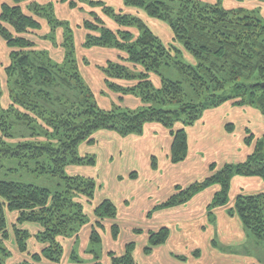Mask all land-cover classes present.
I'll list each match as a JSON object with an SVG mask.
<instances>
[{
	"label": "trees",
	"instance_id": "1",
	"mask_svg": "<svg viewBox=\"0 0 264 264\" xmlns=\"http://www.w3.org/2000/svg\"><path fill=\"white\" fill-rule=\"evenodd\" d=\"M237 1L240 5L228 7L222 0H60L72 10L88 9V19L76 27L58 17L54 0L2 4L0 36L9 60L0 67L9 81V105L2 103L0 84V172L7 175L0 176V264H104L94 246L103 243L109 228L114 240L120 239L118 207L110 198L96 202L95 178L67 170L94 165L96 158L80 150L93 143L95 133L108 130L128 137L143 134L151 122L162 124L173 136L171 160L178 163L188 156L186 128L208 108L234 100L239 106L256 105L264 114V17L244 6L245 0ZM42 20L49 27L43 38L64 52L61 61L51 49H38L33 36L43 30ZM78 29L85 33L81 42ZM101 49L118 56L92 59ZM80 61L97 65L102 97L115 92L122 103L131 95L141 105L102 108ZM164 67L177 69L189 90L184 81L162 74ZM59 88L74 94L61 95ZM210 169L209 177L177 186L154 210L186 204L217 185L207 208L209 221L214 220L213 209L230 203L235 176L264 180V141L243 162ZM24 172L53 178L56 184L49 188L10 177ZM228 209L248 234L264 242V191L240 193ZM86 227L91 229L87 257L79 247ZM148 235L144 251L150 254L166 243L170 228ZM135 247L132 241L121 253L110 250V264H138Z\"/></svg>",
	"mask_w": 264,
	"mask_h": 264
},
{
	"label": "crops",
	"instance_id": "2",
	"mask_svg": "<svg viewBox=\"0 0 264 264\" xmlns=\"http://www.w3.org/2000/svg\"><path fill=\"white\" fill-rule=\"evenodd\" d=\"M54 1L58 17L68 19L72 24L76 12L85 13V11L80 12L79 9L72 10L60 0ZM207 1L214 3L216 0ZM226 1L229 3L228 7L240 5L237 0ZM254 1H262L264 12V0ZM5 2H12V0H0V10ZM246 2L244 6L247 7ZM80 23L78 22L77 25ZM84 36L85 33L82 32L80 42ZM7 49L5 41L0 36V66L9 60ZM97 54L90 56L98 61L103 60V55L105 61L109 57L118 56L113 50L106 49L98 50ZM95 68L90 70H88L89 67L84 68L82 72L93 88L103 81L101 73L97 67ZM108 94L117 95L115 92ZM125 99L132 101L129 104L132 105L131 107L138 108L141 105L140 100L131 95H127ZM186 131L189 142L188 156L178 163H173L171 160L173 136L162 124L151 122L146 125L143 134L128 137H122L108 130L101 132L100 135L103 134L110 141L107 144L110 148L107 152L105 173L112 182L104 186L100 180L98 181L101 194L97 190L96 202L110 198L118 207L119 216L116 221H119L122 219L121 210L127 211L130 215L133 214L132 206L135 204L133 199L139 196V200L145 203L139 214L151 217L149 219L154 224V230L149 231L166 226L170 228V237L166 243L156 246L150 254L144 251L149 242V231L136 234L133 232L134 227L132 228V237H134L132 241L136 240L135 257L138 259V264H243L237 262V257L232 252L245 243L249 234L244 231L243 224L236 215H229L227 208L233 205L236 196L240 193L264 191L262 178L235 176L231 185L232 202L227 206L215 208L214 221H209L207 208L220 189L217 185L199 192L186 204L158 210L154 208L173 195L177 186L187 187L189 184L209 177L212 164L221 167L225 164L240 163L252 155L257 143L264 140V114L256 105L239 106L234 100H229L218 107L208 108L194 125L186 128ZM153 159L155 165L152 163ZM112 165L116 169L112 170L110 168ZM131 173H134L133 178H130ZM109 229L105 231L106 234ZM90 230V227H86L84 236L82 235L80 239H86L89 242ZM218 234L221 235V240H216ZM140 237H143V241L139 246L138 238ZM119 240L121 235L116 242ZM81 243L83 244V241ZM81 251L86 257L85 247L82 246ZM17 256L18 261L22 255L18 253ZM108 264H110L109 260Z\"/></svg>",
	"mask_w": 264,
	"mask_h": 264
},
{
	"label": "rangeland",
	"instance_id": "3",
	"mask_svg": "<svg viewBox=\"0 0 264 264\" xmlns=\"http://www.w3.org/2000/svg\"><path fill=\"white\" fill-rule=\"evenodd\" d=\"M246 1L247 0H245V2ZM261 2L262 1L256 2L254 0L253 1L252 0L251 1L248 0V3L247 2L246 3L248 5L247 8L249 7V8H252L254 10H259L260 13L262 14V16L264 17V12L262 10L263 6H262ZM222 3H224V6L225 5H227V6L229 5V3L226 0H222ZM80 9H81L80 12L81 11L83 12V9L82 8H80ZM86 11H88V9L85 10L84 14L76 12V14L74 16V22H73V26L74 27L77 25L78 22H81V24H82L84 19H88L89 15L86 14ZM43 24H44L43 30L40 31V32H37V36L36 35L33 36L34 40L38 44V49H44V48L45 49L46 48L47 49H51V55L53 54V56L55 58H57L59 61H61L63 59L62 53H64V52L54 49L53 46L51 45V42H48L47 39L43 38V36L45 35V33L49 29L48 26H45V24H47V22L43 21ZM58 31H57V33L60 34V36H63L62 30H58ZM75 32L78 35V37H79L78 41L80 42V38H81V33L82 32H80L79 30H77ZM61 41H62V37H61ZM8 50L9 49H7V53H8ZM97 55L100 56L99 54H97ZM102 58H103V60L101 62H105L104 55H103ZM80 63H81V67L83 69L84 68L88 69V67H89L88 70H90V68L91 69H96L95 67H97V65L96 66L95 65H90V66L87 65L88 66L87 67L86 65H84V63L82 61H80ZM2 64H4V63H2ZM82 72H83V70H82ZM84 74H85V72H84ZM162 74H164L166 77H168L170 79H173V80H176V81H184V76L182 74H180L179 71L177 69H175L174 67H170V68L164 67L162 69ZM84 77H86V80H87V76L84 75ZM8 82L9 81H7L5 70L3 69V67L2 68L0 67V84H1V87H2V92L4 93V96H3V99H2V101H3L2 103L5 106L9 105L8 104L9 103V93H8V88H7L8 85H9ZM184 85H185L186 89L189 90V86L187 84H185V81H184ZM100 87H101V84L100 85L96 84L94 86V89H96V93L98 94V98L97 99L99 100L100 106L102 108L105 107V108L110 109L112 106L115 105V103L116 104L119 103L120 105H124V106H130V107L132 106V105H129L132 101L126 100L125 98H124V100L121 103V100L119 99L120 97H119L118 94L114 95V96H111L110 94H108V96L103 95V97H102L101 94H100L101 93ZM57 92L59 94H61V95L62 94H69V96H73V94H74V92H72V90H64L63 88L57 89ZM131 108H134V107H131ZM25 130L26 129L24 127V128L21 129V132L24 133ZM101 132H103V131H100V132H97V133L94 134L93 143L89 144V143L86 142V143L82 144L81 150H80L81 154L89 155L90 157L93 156V157L96 158V162L94 163V165H92V166L91 165L88 166V165H85V164H83V165H74V166L68 168L67 170L69 171L70 175L74 174V175H80V176L93 177L97 181L100 180L104 184V186H106L108 184V182L109 183L112 182L109 179V177H106L107 173H105V171L107 170L106 169V167H107L106 161L108 159L107 152L109 150L108 148H110V146H108L107 144L110 141H108V139L106 137H104L103 134L100 135ZM101 156H103V157H101ZM15 163L13 165H11V166H13V168L17 167V165ZM110 168H112V170L116 169L114 167V165H112ZM23 174H24V176H20L17 173H15V174H11L10 177L12 179H14V180L15 179H21V180H23L25 182L28 181V182H32V183H35L37 185L39 184V185L46 186V187H49V188L50 187L53 188L55 186V184H56V182L54 181L53 178H47V177L36 178L35 176L32 177L31 175H29L28 172H24ZM133 174L134 173H131L130 178L134 177ZM0 176L1 177L7 176L6 173L4 172V170L2 172H0ZM97 190H98L99 194H101V192H100L101 188L99 189V187H98ZM97 190H96V193H98ZM133 200H135L134 201L135 204H134V206H132L133 210H134L133 214L130 215V214L127 213V211L123 212V210H121L122 219L119 220V221H115V223H117V224L122 226V232L120 233L121 240L116 242V240H114L112 235L109 236L110 239L108 240V238H109L108 234H109V232H111V230L109 229L108 233L104 234L105 240L103 241V243L102 244L98 243V245L94 246V248L99 252L100 257H101L102 261L104 262V264H108V260H107L108 258L107 257H108V252H110V250H114V251H116L118 253H121V251H123L125 249L124 248L125 245L127 243L132 242V238H134V237H132V233L134 232L135 228L144 230L145 233H147L149 230H154L153 221H151L149 219L151 217L139 214V211H142V209L144 208L145 203L139 200V196L136 197V199H133ZM230 202H232V201L230 200ZM232 204L234 205V203H232ZM91 209L92 208L90 207L88 210L90 211ZM213 210H215V208ZM228 212H229V209H228ZM214 220H212V221H214ZM219 220H220V216L218 218V221ZM220 222L221 221H219V224H220ZM133 227H134V229H133V232H132V228ZM249 235L250 236L246 237V241H244L245 243L241 244L237 248V250L232 252V254L235 255V257H237L236 258L238 260L237 262H242L243 264H264V242L257 241L254 238L253 235H251V234H249ZM220 237H221V235L218 234L216 236V240H219ZM82 241H83V244L81 243ZM84 241H86V239L85 240H81L80 239L79 247L81 246V249H82V246H83V247H85V250H87L89 248L90 241L89 242L86 241V243H84ZM141 241H143V237L138 238L139 246L141 245ZM134 242H136V240ZM221 244H223V243H221ZM74 245L72 244V247ZM224 245L226 246V244H223V246ZM226 251H228L230 253L229 250H226ZM142 254H144L143 251H142ZM142 254H141V256H142ZM136 255H137V257L139 256L137 253H136Z\"/></svg>",
	"mask_w": 264,
	"mask_h": 264
},
{
	"label": "water",
	"instance_id": "4",
	"mask_svg": "<svg viewBox=\"0 0 264 264\" xmlns=\"http://www.w3.org/2000/svg\"><path fill=\"white\" fill-rule=\"evenodd\" d=\"M262 87H264V82H263V84H262Z\"/></svg>",
	"mask_w": 264,
	"mask_h": 264
}]
</instances>
